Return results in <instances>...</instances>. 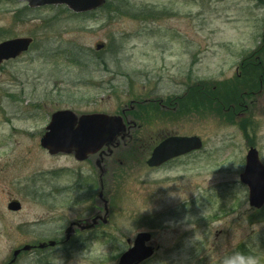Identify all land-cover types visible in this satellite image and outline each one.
<instances>
[{
  "label": "rangeland",
  "instance_id": "obj_1",
  "mask_svg": "<svg viewBox=\"0 0 264 264\" xmlns=\"http://www.w3.org/2000/svg\"><path fill=\"white\" fill-rule=\"evenodd\" d=\"M107 1L106 9L76 15L63 6L34 10L0 0V43L35 39L29 53L0 66V264L26 244L63 241L71 222L103 207L97 156L77 162L40 146L51 114H110L134 97L169 95L178 105L165 112L164 133L199 136L203 149L151 169L144 141L126 140L99 160L107 170L109 225L24 252L16 264H119L142 231L152 232L159 249L145 264H220L224 251L253 239V226L264 249V208L250 207L240 182L252 144L264 163V0ZM98 43L106 48L97 52ZM248 55L255 70L245 76L238 67ZM220 82L252 94L249 116L239 120L255 116L250 140L249 122L240 129L213 108L191 113L199 85L217 91ZM221 93L217 104L228 98ZM10 200L22 210L8 211ZM262 249L255 251L264 264Z\"/></svg>",
  "mask_w": 264,
  "mask_h": 264
},
{
  "label": "water",
  "instance_id": "obj_2",
  "mask_svg": "<svg viewBox=\"0 0 264 264\" xmlns=\"http://www.w3.org/2000/svg\"><path fill=\"white\" fill-rule=\"evenodd\" d=\"M11 1L26 2L30 8L66 5L76 13L93 11L105 5V0ZM32 41L30 38H19L1 43L0 65L4 61L16 59L22 53L27 52ZM98 48L100 49L101 46ZM125 131L126 126L122 117H112L104 114L77 116L69 110L59 111L53 114L46 134L41 140V146L48 150L52 156L63 153L74 155L78 161H85L104 147H108L109 152H111L110 147L117 145V137ZM202 147L203 143L199 137H170L154 150L148 165L152 168L160 167L176 157L200 150ZM241 182L249 188L250 205L261 209L264 206V166L260 162L257 150L253 148L247 156L246 168L241 175ZM105 204L106 214H108L107 202ZM9 210L20 211L21 204L12 202L9 205ZM97 219H94L93 224L87 225L85 228L92 229L97 224ZM72 232L73 229L70 227L67 234L70 235ZM150 241V234L140 233L136 238L134 247L121 257L120 264H141L153 257L155 252L153 247L147 246ZM48 245L55 246V242L41 243L39 248L44 249ZM32 248V246L26 245L23 249L16 250L14 252L15 258L11 264L16 262L22 251H31Z\"/></svg>",
  "mask_w": 264,
  "mask_h": 264
},
{
  "label": "flooded vegetation",
  "instance_id": "obj_3",
  "mask_svg": "<svg viewBox=\"0 0 264 264\" xmlns=\"http://www.w3.org/2000/svg\"><path fill=\"white\" fill-rule=\"evenodd\" d=\"M179 64H175L174 68H178ZM157 99V98H155ZM155 99H144V101L146 102L145 104H142L143 108H139L136 107L137 104H140L139 101H135L132 100L129 105L124 106V108H122L121 113L123 114L125 123L127 125V131L125 133V138L124 141L126 140H138L139 138H145V139H159L162 136H158V133L155 132H149L148 130H143L142 132L140 130H142V126H144L143 123H141L139 121V118L136 117V114H139L141 116V118H143L148 110L144 109L147 108L146 105H150V104H154L153 100ZM161 101V102H160ZM164 100L163 99H159V105L161 106L162 110H166V111H170V106L164 105ZM171 104H175L174 101H171ZM123 111H125L123 113ZM141 128V129H139ZM123 141V142H124ZM125 144V143H124Z\"/></svg>",
  "mask_w": 264,
  "mask_h": 264
},
{
  "label": "clouds",
  "instance_id": "obj_4",
  "mask_svg": "<svg viewBox=\"0 0 264 264\" xmlns=\"http://www.w3.org/2000/svg\"><path fill=\"white\" fill-rule=\"evenodd\" d=\"M125 229L129 231L130 235L134 234L132 228ZM248 230L253 232V239L251 241H245L242 249L231 248L230 250L224 251L220 257V264H262L261 257L255 251L257 248L262 249L255 239L256 228L253 226Z\"/></svg>",
  "mask_w": 264,
  "mask_h": 264
},
{
  "label": "trees",
  "instance_id": "obj_5",
  "mask_svg": "<svg viewBox=\"0 0 264 264\" xmlns=\"http://www.w3.org/2000/svg\"><path fill=\"white\" fill-rule=\"evenodd\" d=\"M241 70L243 71V74L245 76H250L253 70H255L254 64H251L250 62L246 60L243 62ZM221 91H222L221 89H219L217 92L214 89H210L209 91L204 92V93L196 91L197 92V97L195 98L196 102L193 105V110L191 113L194 114L193 112L195 111L196 114L202 116L206 112L207 107H211L210 101L216 100V98L221 95ZM223 92H224V95L228 97L226 100H224L225 105L229 104L230 100L233 97L235 98L238 97L237 90L235 89V87L227 88L225 85V90L223 89ZM217 106L218 107L216 108V110L219 111L221 107L220 103H218Z\"/></svg>",
  "mask_w": 264,
  "mask_h": 264
}]
</instances>
